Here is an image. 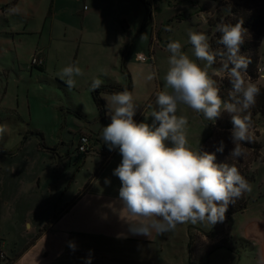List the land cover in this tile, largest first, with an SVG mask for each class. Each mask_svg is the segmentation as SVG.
I'll list each match as a JSON object with an SVG mask.
<instances>
[{
    "label": "rangeland",
    "instance_id": "374dc122",
    "mask_svg": "<svg viewBox=\"0 0 264 264\" xmlns=\"http://www.w3.org/2000/svg\"><path fill=\"white\" fill-rule=\"evenodd\" d=\"M144 1L152 18L146 27L143 26L147 16L143 0H0V150L5 155L2 161L12 162L18 169L19 185L15 192L21 197H26L29 191L35 193L32 201L36 207L37 194L45 193L41 208L50 210L46 199L56 192L50 153L54 146L61 148L64 143L60 153L70 152L76 158L80 130L92 129L97 135L103 128L89 84L82 82L81 77L101 71L99 77L93 78L101 79L104 85L130 84L137 108L134 120L151 123V112L157 107L156 93L165 90L163 78L170 56L167 44L179 41L181 50L195 60L189 33L208 28V17L215 16L219 0ZM223 1L239 3V0ZM84 14H88L85 22ZM263 41L264 37L262 44ZM262 48L264 44L261 52ZM37 55L42 57L44 68L31 66ZM140 55L147 60H140ZM261 58H264L263 52ZM197 63L204 65L202 61ZM70 64L83 72L74 77L76 83L71 89L63 85L67 78H61L62 69ZM87 66L91 67L89 73L85 70ZM260 67L264 65L261 63ZM208 72L211 78L215 74L219 78L225 76L223 72H216L213 65ZM149 74H154L152 80H147ZM109 96L103 95L106 103L105 98ZM76 110L85 113L86 119L72 114ZM177 114L188 118L191 147L201 149L212 129H216V120H205L202 114L184 105L179 106ZM109 117L105 126L111 122L110 114ZM32 133L41 134L42 140ZM220 135L232 150L230 134ZM250 135L263 144V150L256 157L245 149V155L237 159L256 171V182L247 194L249 210L234 215L224 225V238L228 239L232 252L221 249L205 253L202 258V251L197 253L201 256L193 257L196 259L193 264H257V253L241 242V238L252 243L245 226L264 218V162L260 158H264V123L260 122ZM25 136L28 138L24 139ZM41 144L46 148H41ZM54 155L57 160H63ZM100 162L99 157H92L86 164L89 173L83 172L92 177ZM37 178L42 181L41 191L37 189ZM76 194L73 185L64 202ZM192 238H195V247L202 249L220 240L212 234V225L207 222L179 224L172 232L163 235L153 232L150 238L143 236L125 256L120 250V259L95 261L96 264H190Z\"/></svg>",
    "mask_w": 264,
    "mask_h": 264
},
{
    "label": "clouds",
    "instance_id": "9594fccd",
    "mask_svg": "<svg viewBox=\"0 0 264 264\" xmlns=\"http://www.w3.org/2000/svg\"><path fill=\"white\" fill-rule=\"evenodd\" d=\"M217 30L223 49L216 52L211 51L204 33H189L195 60L181 50L179 41L167 44L170 56L163 78L165 90L156 93L157 107L151 112V123L134 120L137 108L127 89L105 98L111 122L103 127L101 138L110 151L118 149L122 157L113 175L121 182L120 211L127 214L125 221L133 235L150 238L153 232L163 235L185 223L214 225L224 221L230 204L251 191L250 183L236 166L217 163L215 153L191 147L188 118L177 114L181 105L213 122L228 113L233 126L229 139L234 145L229 157L239 159L245 155L242 144L251 142L252 127L248 110L255 104L260 88L244 78L251 61L240 52L246 32L242 22L220 24ZM217 56L222 60L219 71L227 73L232 85L229 101L221 98L208 72ZM197 61L204 62L203 67ZM81 75L82 69L75 64L61 71L69 89L75 87L74 77ZM153 78L154 74L147 76V80ZM102 83L94 79L91 90ZM217 151H223V142ZM105 183L110 181L106 179ZM68 246L75 251L74 242L69 241Z\"/></svg>",
    "mask_w": 264,
    "mask_h": 264
},
{
    "label": "crops",
    "instance_id": "0c3cea01",
    "mask_svg": "<svg viewBox=\"0 0 264 264\" xmlns=\"http://www.w3.org/2000/svg\"><path fill=\"white\" fill-rule=\"evenodd\" d=\"M87 18L88 14H84L83 21ZM262 52L264 57L263 48ZM78 57L79 50L75 61ZM261 63L264 65V58ZM111 65L113 69L114 65ZM85 70L89 73L91 67L87 66ZM101 74L98 71L96 75L99 77ZM96 75L92 72L91 76L81 77V81L90 86V81ZM260 82L264 85V70ZM109 118L108 112L102 118V127ZM102 129L97 135L92 129L80 130L79 136H90L88 153L81 154L76 147V158L70 152L62 154L64 143L61 148L54 146L50 152L53 157L51 167H54L56 175L54 183L57 184L55 195L46 199L50 210L48 207L45 210L41 208L40 202L46 197L45 193L37 194L39 203L36 207L32 201L35 193L29 191L26 197H21L15 192L19 185L16 178L18 169L14 163L2 161L5 155L0 150V264L6 260L13 264H88L89 256L91 264H96L95 259H120V250L125 256L130 249L133 250L137 240L143 239L142 235L129 232L125 221L127 214L120 211L118 194L121 182L113 175V170L122 157L118 149L110 151L108 145L103 143ZM94 141L96 144H93ZM54 154L63 160H57ZM92 157H99L101 162L96 173L89 177L90 168L86 164ZM84 170L88 173H84ZM106 179L110 183H105ZM33 185V188L37 185L38 190L42 189L41 178H37L36 185ZM73 185L77 194L64 202ZM26 225H30V228ZM245 229L249 240L256 246L257 264H264V218L253 220ZM69 241L76 244L75 251L69 248Z\"/></svg>",
    "mask_w": 264,
    "mask_h": 264
},
{
    "label": "trees",
    "instance_id": "16d2710c",
    "mask_svg": "<svg viewBox=\"0 0 264 264\" xmlns=\"http://www.w3.org/2000/svg\"><path fill=\"white\" fill-rule=\"evenodd\" d=\"M146 7L147 16L143 21V26L146 27L151 23V10L148 4L143 0ZM237 22H242L243 28L246 30L244 35V43L241 45L240 52L251 62L247 68V73L245 75L246 83H255L257 87L260 88V94L256 97L255 104L248 110L251 114L252 127L251 130H255L258 124L264 123V85L261 84V73L259 71L261 65V46L262 39L264 37V0H239V3H228L223 0L218 1V9L215 16L208 17L207 23L208 28L200 33H204L208 37V43L210 44V49L213 52L222 50L223 46L218 43L221 33L217 30V26L220 24H236ZM32 66V65H31ZM222 66V60L220 56H217L216 62L213 64V68L216 72ZM35 67V66H32ZM39 68V67H37ZM43 68V66H41ZM221 72V71H219ZM225 76L219 78L218 75H214L212 79L216 81L217 87L220 89V96L223 100L229 101V93L232 89L230 79L226 72H223ZM67 86L66 84H63ZM91 90V84L89 86ZM127 89L132 93L131 85L126 87L119 85H104L102 84L100 88L95 91L91 90V95L93 102L97 108L101 118H104L107 113V103L103 99V95H111L114 92H119ZM77 118L86 119L85 113L76 110L72 112ZM247 114V113H245ZM231 116L228 113H222V115L216 119V129H212L211 134L203 142L201 150L216 154L217 163H228L230 166L234 165L238 168L242 176L250 183L251 187L256 182V171H252L248 165H243L238 162L237 159H232L229 157L231 148L224 138H221L220 133L230 134L232 129ZM40 137L41 134L32 133V135ZM28 138L25 136L24 139ZM221 142H223V151H217L220 147ZM43 147H42V146ZM41 148H46L45 145L41 144ZM242 147L246 150L251 151L256 157H259L263 150V144L255 139H251V142L242 144ZM264 162L263 156L260 157ZM248 192H245L239 199L235 200L233 204L229 205L228 211L225 214V219L222 222H217L212 225V234L218 237L220 240L213 244L212 246L198 248L195 247V238L191 239L190 242V264H193L196 259L193 257H199L197 253L202 252V258L205 257V253H211L218 250H225L232 252V248L229 246L228 239H225L224 225L229 221L234 215L240 214L248 209L250 206V200L247 197ZM56 219V215H54ZM55 221V220H53ZM240 241V240H239ZM241 242L246 243L256 252V246L251 242L242 239ZM201 260V259H197ZM204 260V259H202ZM4 264H13L12 261L6 260Z\"/></svg>",
    "mask_w": 264,
    "mask_h": 264
},
{
    "label": "built area",
    "instance_id": "2783aa9c",
    "mask_svg": "<svg viewBox=\"0 0 264 264\" xmlns=\"http://www.w3.org/2000/svg\"><path fill=\"white\" fill-rule=\"evenodd\" d=\"M139 59L142 61L147 60V58L144 56H139ZM43 64H44V61L41 57H39L38 55L33 57L32 63H31L32 66L41 67L43 66ZM263 70L264 68L260 67L259 69L260 73H262ZM84 141H86V143ZM90 144H91L90 136L86 134L80 135L78 139V143H77V151L81 154L88 153L90 150Z\"/></svg>",
    "mask_w": 264,
    "mask_h": 264
}]
</instances>
